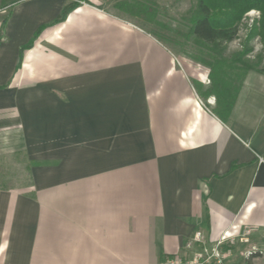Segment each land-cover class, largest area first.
I'll use <instances>...</instances> for the list:
<instances>
[{
	"label": "crops",
	"instance_id": "1",
	"mask_svg": "<svg viewBox=\"0 0 264 264\" xmlns=\"http://www.w3.org/2000/svg\"><path fill=\"white\" fill-rule=\"evenodd\" d=\"M67 2L0 8V128L33 162L27 190L0 187V264H159L195 230L245 228L231 262L263 264L264 74L222 121L192 83L206 73L102 0L51 24Z\"/></svg>",
	"mask_w": 264,
	"mask_h": 264
},
{
	"label": "trees",
	"instance_id": "2",
	"mask_svg": "<svg viewBox=\"0 0 264 264\" xmlns=\"http://www.w3.org/2000/svg\"><path fill=\"white\" fill-rule=\"evenodd\" d=\"M15 1L2 2L0 8L9 7L6 10L8 14L10 6ZM77 5L78 2H67L51 24L64 20L68 12ZM121 6L139 14L146 25H141L135 20L132 21L141 26L169 50L182 44V37H184L185 32L181 31L179 27L172 30L166 22L157 17L158 4L156 2L152 0H131L121 2ZM250 10L258 11L259 17L256 24L251 28L248 38L258 36L264 52V0H196L194 15L191 18L186 35L189 33L198 40L216 46L227 43L236 37L239 22L243 15ZM5 18L2 19L0 25V40L3 37ZM43 27L37 28L32 39L20 48V57L22 51L34 43ZM249 51H251V47L245 45L229 57H225L220 51L218 53L206 52L201 59H195V61L209 69V83L205 88L194 80L192 83L202 99L208 96L214 97V105L211 111L222 121H227L229 118L245 75L249 70L254 69V64L245 59ZM197 73L200 78L205 77L204 71L198 69ZM257 255H259L258 252L250 253L245 258V264H254L252 258Z\"/></svg>",
	"mask_w": 264,
	"mask_h": 264
},
{
	"label": "rangeland",
	"instance_id": "3",
	"mask_svg": "<svg viewBox=\"0 0 264 264\" xmlns=\"http://www.w3.org/2000/svg\"><path fill=\"white\" fill-rule=\"evenodd\" d=\"M10 1L0 0V5L2 2ZM123 1L131 0H102L100 5L107 11L130 20H135L141 25H146L145 21H143L144 19L139 14L121 6V2ZM152 1L158 4L157 17L159 19L166 22L172 30L179 27L181 31L183 30L185 32L184 37H182V44L177 48H171V50L176 57L187 65L191 72L193 70L195 74L200 69L207 74L205 85L203 86L209 83V69L195 61V59H201L206 52L218 53L222 51L225 57H229L247 45L251 47V51L248 52L245 59L254 64V69L249 71L264 74V52L262 51L259 37L251 36L248 38L251 28L256 24V20L259 17L258 11L250 10L245 13L238 24L236 37L227 43L216 46L198 40L189 33L186 35L191 18L194 15L196 0ZM1 15H4V13ZM148 25L150 26V24ZM201 78L205 79V77ZM202 100L208 102L210 98H204ZM21 134L22 131L12 125L10 128H0V187H13L27 190L30 185L31 177L29 172L33 162L29 159L27 151L22 149L24 143L21 142L23 140ZM231 264H245L243 256L237 255Z\"/></svg>",
	"mask_w": 264,
	"mask_h": 264
},
{
	"label": "built area",
	"instance_id": "4",
	"mask_svg": "<svg viewBox=\"0 0 264 264\" xmlns=\"http://www.w3.org/2000/svg\"><path fill=\"white\" fill-rule=\"evenodd\" d=\"M70 2H84L85 0H67ZM251 229L245 228L239 232L224 231L216 240L210 239L202 230H195L184 244V251L178 255L164 257L159 264H231L237 244L248 241ZM259 252L258 249L239 251L245 259L250 253Z\"/></svg>",
	"mask_w": 264,
	"mask_h": 264
}]
</instances>
